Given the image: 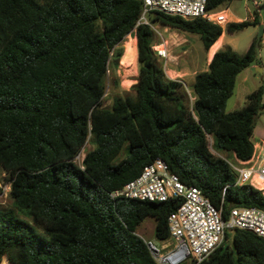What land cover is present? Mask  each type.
<instances>
[{
  "label": "trees",
  "instance_id": "obj_1",
  "mask_svg": "<svg viewBox=\"0 0 264 264\" xmlns=\"http://www.w3.org/2000/svg\"><path fill=\"white\" fill-rule=\"evenodd\" d=\"M232 1L208 0L206 10ZM142 8V0H0V182L10 186V205L0 207V263L160 264L136 228L152 217L155 238L167 239L168 216L181 199L109 195L157 158L185 185L200 189L224 220L235 206L264 211V195L235 185L229 162L208 146L210 136L216 152L239 160L252 154L264 81L241 107L227 110L226 103L237 76L259 63L256 37L242 54L216 50L207 69L195 73L190 100L182 81L161 66L151 28L160 22L197 34L207 51L223 32L260 23L258 14L222 28L202 17L151 11L148 24H137ZM131 33L134 94L101 107L107 72L118 67L120 43ZM86 142L93 148L80 167L74 157ZM199 264H264V239L227 228Z\"/></svg>",
  "mask_w": 264,
  "mask_h": 264
},
{
  "label": "built area",
  "instance_id": "obj_2",
  "mask_svg": "<svg viewBox=\"0 0 264 264\" xmlns=\"http://www.w3.org/2000/svg\"><path fill=\"white\" fill-rule=\"evenodd\" d=\"M143 8L137 24H148L147 14L160 11L183 18L202 17L214 23L229 22L226 9L206 10L208 0H142ZM258 9L264 0H251ZM162 46V45H160ZM158 56L165 57L162 46L156 48ZM84 154L74 157L80 167ZM230 164L235 185L248 184L264 195V141L253 142L251 156L237 158ZM8 185V184H7ZM0 182V192L4 190ZM10 186L8 185V192ZM8 194V193H7ZM111 198L122 197L148 201H165L180 198L179 205L168 216L169 237L160 245L146 242L153 258L160 264H199L222 242L227 228H239L253 232L264 239V211L257 207L235 206L230 208L224 220L221 210L195 186H187L168 170L166 163L157 158L145 165L140 174L124 186L109 193Z\"/></svg>",
  "mask_w": 264,
  "mask_h": 264
},
{
  "label": "rangeland",
  "instance_id": "obj_3",
  "mask_svg": "<svg viewBox=\"0 0 264 264\" xmlns=\"http://www.w3.org/2000/svg\"><path fill=\"white\" fill-rule=\"evenodd\" d=\"M225 6L226 5H221L219 9H222ZM227 7L229 18L233 19L228 20L229 22H237V18H242V20H252L257 13L258 20L264 28V4L257 9L251 0H233L227 5ZM260 23L249 25L232 34H226L224 40L222 37L218 38L216 42L220 40L219 44L214 47L215 42L210 48L209 55H211V53L218 47L219 49L231 47L236 52L242 54L246 51L249 44L255 37L258 43L257 57L259 63L256 66H251L242 71L241 74L246 75L248 79L244 85L240 86L239 83L242 75L240 74L237 77V85L226 103L227 110L241 107L245 102V95L248 91L255 89L262 81H264V30L257 38L259 30L258 25ZM226 24L227 23L222 24V28H224ZM151 28L153 30L152 49L157 53L156 48H161L163 46L166 50L167 55L165 57L158 56V60L166 75L170 78L181 80L184 85V91L190 97V100H193L191 88L193 77L195 73L207 69L208 66L207 51L204 50L199 36L197 34L180 31L160 22L152 23ZM130 37H133L136 40L133 33L127 34L124 40L120 43V45L123 46V49H125L126 41H128ZM156 44L159 46L155 47ZM137 74V59L135 65L124 64L119 59L118 67L116 69L110 68L107 72L105 78V93L102 98L101 107L110 108L115 96L133 95L134 90L131 88V85L136 82ZM113 80H116L117 84H114ZM253 133L257 139L264 133V111L256 116L255 129ZM208 146L213 154L223 156L229 164L236 163V159L232 153L216 152L212 148V138L210 136L208 137ZM92 148L93 145L86 142L80 150V154H85L87 150ZM123 155L124 154L121 152L119 158ZM3 176V170L0 169V181ZM3 188L4 190L0 192V207L10 205V199L7 194L8 185L4 184ZM20 216L31 224L37 232L45 237H48V235L40 227L36 226L32 222L30 216L24 214H21ZM154 224V218L147 217L137 226L136 233L144 239V241H151L159 246V240L154 236ZM229 242L230 241H228V243ZM0 264L10 263L6 258H3Z\"/></svg>",
  "mask_w": 264,
  "mask_h": 264
},
{
  "label": "crops",
  "instance_id": "obj_4",
  "mask_svg": "<svg viewBox=\"0 0 264 264\" xmlns=\"http://www.w3.org/2000/svg\"><path fill=\"white\" fill-rule=\"evenodd\" d=\"M224 9H226L227 14H228V7L224 8ZM228 20H233L232 18H231V19L229 18V14H228ZM240 20H242V18H237V19H236V21H240ZM222 26H223V25H222ZM263 30H264V28H263ZM225 35H226V33L223 32V33L219 36V38L222 37V39L224 40ZM223 40H222V42H223ZM215 42H216V41H215ZM215 42H214V43H215ZM214 43H213V44H214ZM213 44H212V45H213ZM221 44H222V43H221ZM221 44H220V45H221ZM212 45H211V47H212ZM157 46H159V45L156 44L155 47H157ZM211 47H210V48H211ZM210 48L207 50L208 63H209V61L211 60V58H212L214 52H215L216 50L219 49V47L216 48V49L211 53V55L209 56V54H210ZM136 51H137V48H136ZM123 52H124V51H123ZM256 65H257V64H253V65H251V66H256ZM251 66H249V67H251ZM249 67H247V68H249ZM245 69H246V68H245ZM245 69H244V70H245ZM241 73H242V72H241ZM241 73H240V74H241ZM240 74H239V75H240ZM239 75H238V76H239ZM241 75H242V74H241ZM238 76H237V77H238ZM263 76H264V72H263ZM173 79H174V78H173ZM193 80H194V77H193ZM247 81H248L247 76H246V75H242L241 78H240V82H239V83H240V86H241V85H244ZM236 82H237V80H236ZM192 83H193V82H192ZM236 85H237V84H236ZM236 85H235V87H236ZM253 90H254V89H253ZM251 91H252V90H251ZM251 91H248V93H250ZM248 93H247V94H248ZM247 94H246V95H247ZM246 95H245V96H246ZM263 101H264V98H263ZM235 109H236V108H235ZM254 129H255V128H254ZM253 132H254V131H253ZM251 141H252V143H253V142H259V141H264V133H263V134L261 135V137H259L258 139H257V137H255V135H254V133H253V135L251 136Z\"/></svg>",
  "mask_w": 264,
  "mask_h": 264
},
{
  "label": "bare ground",
  "instance_id": "obj_5",
  "mask_svg": "<svg viewBox=\"0 0 264 264\" xmlns=\"http://www.w3.org/2000/svg\"><path fill=\"white\" fill-rule=\"evenodd\" d=\"M137 59L136 51V40L133 37H130L126 41L124 52L120 58V61L124 64L135 65Z\"/></svg>",
  "mask_w": 264,
  "mask_h": 264
},
{
  "label": "water",
  "instance_id": "obj_6",
  "mask_svg": "<svg viewBox=\"0 0 264 264\" xmlns=\"http://www.w3.org/2000/svg\"><path fill=\"white\" fill-rule=\"evenodd\" d=\"M258 28H259V30H258V35H257V38L262 34V32H263V25L260 23L259 25H258ZM259 68V67H258ZM260 69V68H259ZM260 71H261V69H260Z\"/></svg>",
  "mask_w": 264,
  "mask_h": 264
}]
</instances>
